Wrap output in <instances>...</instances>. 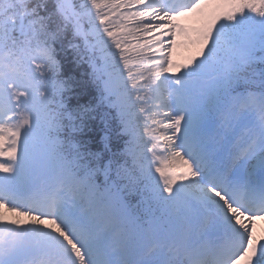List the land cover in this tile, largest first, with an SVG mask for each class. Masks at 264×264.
I'll return each instance as SVG.
<instances>
[{"label":"snow or ice","instance_id":"6c2138e0","mask_svg":"<svg viewBox=\"0 0 264 264\" xmlns=\"http://www.w3.org/2000/svg\"><path fill=\"white\" fill-rule=\"evenodd\" d=\"M258 221L264 0H0V264H264Z\"/></svg>","mask_w":264,"mask_h":264},{"label":"bare ground","instance_id":"6f19581e","mask_svg":"<svg viewBox=\"0 0 264 264\" xmlns=\"http://www.w3.org/2000/svg\"><path fill=\"white\" fill-rule=\"evenodd\" d=\"M178 54H180L181 56H185V55H188V51H178L177 52ZM258 223V226H259V228H264V222H261V221H258L257 222ZM259 228H258V231H259Z\"/></svg>","mask_w":264,"mask_h":264}]
</instances>
